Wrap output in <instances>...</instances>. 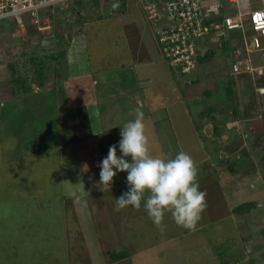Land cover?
Listing matches in <instances>:
<instances>
[{
	"label": "rangeland",
	"instance_id": "1",
	"mask_svg": "<svg viewBox=\"0 0 264 264\" xmlns=\"http://www.w3.org/2000/svg\"><path fill=\"white\" fill-rule=\"evenodd\" d=\"M74 1L72 4H60L42 10L39 15L40 24L37 25L40 30L33 26L29 18L23 27L15 22L0 23V79L7 83L0 89L2 101L10 100L7 95L13 94L17 84L23 83L22 87L25 88L26 83H29L30 89L22 90L25 92V96L20 97L22 104L34 108L39 101L47 109H43L38 116L33 130V134L37 131L44 132V146L36 151L40 153L32 152V162L31 158L26 157L20 161V165L15 164L20 146L36 140L21 139L18 150L6 163L9 173H15V179L8 188L0 187V264H264V114L262 116L253 106V81L236 77L242 96L239 107L241 106L243 113L245 107H250L252 114L249 116L250 122L246 123L255 125L247 128L249 139L240 134L236 137L239 139L237 145H233L237 130H224L228 127L220 128V133L225 134L226 140L221 139L218 133L217 136L208 135L211 130L205 125L209 122L219 124V119L221 121L223 118L218 110L219 105H214L211 115L203 118L202 115L209 107L204 102L199 103L206 110L196 115L198 112H192V106L187 105V97H190L187 91L191 90L184 88L183 80L164 65H161L165 68L158 75L162 83H154L153 89H146L145 95L141 87H135L132 78L127 76L128 71L123 72L119 65L124 61L128 62L130 58L124 32H141L139 28L145 27L148 35L153 30L144 12V2ZM257 7H261L260 3L252 8ZM135 21L140 24L139 27L132 25ZM83 29L87 36L82 32ZM36 30L41 31L40 34L34 33ZM78 32L82 33L77 34ZM42 34L46 37L55 35V38L59 34L66 46L70 37L77 34L80 39L78 43L82 45L80 47L88 42L93 52L100 50L101 55L95 54L98 62L104 58L111 60L113 67L109 74L114 79L100 85L111 87L112 92L110 97L106 94L109 99L105 100L108 101L103 100L104 111L100 114L92 112V127L95 125L93 131H97L93 132L94 137H90V130L83 128L86 122L83 116L79 120L77 116L73 117L74 123L77 120L82 127H75L67 122L61 125V113L52 108V104H57L55 93H47L40 98L29 96L35 95V91L49 90L39 86L33 72L24 71L26 67L19 68L24 59H27V50L33 51L31 58L36 54L35 51L37 54L42 51L37 46L41 44ZM246 34L250 35L247 25ZM54 41L53 39L49 45ZM219 41L222 45L225 42L241 44L242 32H229L225 37H220ZM20 43H23V47ZM232 49L231 47L229 55ZM89 53L90 50L81 62L83 65L92 63L94 66ZM223 55L221 49L211 51L206 59L210 62L199 64L191 74L194 83L202 85V90L216 88L218 85V89L223 90L229 79L228 69L232 63L229 55L228 62H225ZM98 62L96 66L100 67ZM34 69L40 74L47 72L41 68L40 62L34 65ZM171 76L174 77L173 81ZM49 87L50 90L54 89L53 85ZM149 92H155L158 96L155 101L161 103L159 110L152 114L142 103L143 99L148 103L143 96H147ZM130 97L137 103H142L145 116L149 115L145 117V124L153 155L174 158L181 151L193 155L199 169L200 190L207 194V207L194 231L178 226L170 213L164 218L166 229L159 231L148 217L143 204L139 210L129 206L117 211L116 199L128 190L126 172L117 173L111 187L93 186L99 181L100 168L97 165L107 156L111 145H118L121 127L133 118L126 106L121 109L117 106L126 105V100ZM114 98L116 105L111 107ZM62 100L60 96L58 101L63 102ZM179 101L185 103L188 115L182 112ZM210 101L209 104H213ZM150 103L154 104L153 101ZM173 106L176 111L171 109ZM111 117L114 124L104 129V124L109 125L110 121H107ZM159 118L162 119L159 121L160 126L156 125ZM236 129L239 130V127ZM11 130L13 131H6L7 134L17 133V130ZM243 139L245 143L240 142ZM243 144L248 150L244 149ZM222 148L228 156L241 158L236 162L234 174L226 171L229 163L224 162L221 167L216 157H210L214 153L218 159L221 154L218 150ZM43 149L44 154L41 153ZM117 155H122L119 148ZM204 156L208 157L205 161ZM222 159L218 160L222 162ZM242 164H247L246 168H241ZM84 165H87V169H84ZM217 169H223L220 171L224 173H218ZM81 180L86 192L81 191L77 185ZM221 193L227 196L225 202ZM25 194L27 200L24 202ZM248 203H251L250 213L241 216L247 212L246 208L240 211L243 213H238V210L234 212L236 206ZM108 251H126L130 256L119 263H113L106 254ZM257 253H260L258 257Z\"/></svg>",
	"mask_w": 264,
	"mask_h": 264
},
{
	"label": "crops",
	"instance_id": "2",
	"mask_svg": "<svg viewBox=\"0 0 264 264\" xmlns=\"http://www.w3.org/2000/svg\"><path fill=\"white\" fill-rule=\"evenodd\" d=\"M132 25L137 26V27L140 26V24L137 21L132 23ZM144 28L145 27L139 28V30H142L141 32H139L138 30H135L130 33L124 32V34L126 35L125 42L127 45L130 58L128 59V62L124 61L123 64H119V65L121 66V68H123V72L128 71L127 76L129 78H132V82L135 85V87L136 86L141 87V90L146 95V92H145L146 89L147 90L153 89L154 83H162V80L159 78L158 75L160 71L165 67L161 65L166 66L167 69H170V67L167 64V62L164 60L160 47H157L158 43H157V39L155 38L156 35H154L155 34L154 27L152 26L153 30H151V32L154 34L149 32L148 35L146 34V29ZM82 32L86 34L84 29ZM82 32H78L77 34H80ZM77 34H74L72 37H70L67 46L64 44V39H61V37L60 39L55 40L54 43H52L51 45L43 43L41 41V44L37 46L42 51L41 52L39 51V54H37V51H35L36 54L32 56L33 58H31L30 54H32L33 51L30 52L27 50L26 52L27 59L26 58L24 59L22 65L19 68L24 69V67H26L24 71L33 72L36 75V81L41 88L44 87L45 89L46 88L49 89V90H46L47 92H44V89L41 91H35V95H29V96L31 97L36 96V98H40L42 96L44 97V94H47V93L54 94L55 93L54 95L57 96V104L56 103L52 104L53 105L52 108L54 110H58L61 113L62 115L61 125H64L67 122L69 125H74L75 127L77 126L82 127L80 123H77L78 122L77 120H79V118L83 116L87 122H89L90 120V122L86 123L83 128L90 130L92 133L90 134L91 135L90 137H94L93 132H97V131L96 130L93 131L94 129L93 127L95 125L92 127V120H93L92 112H97L98 114H100L102 111H104L102 108L103 100L109 99V97L111 96V92H112L110 89L111 87H107L105 85L102 86L100 84L102 82L108 83V81L114 79V77L110 76L109 74L112 72L113 66L110 63L111 60L109 59L104 58L103 60L101 59L98 62V58L95 56V54L98 53L99 55H101L100 54L101 52H99L100 51L99 49L96 50V52H93L92 48L90 47V43L87 42V44L84 45V47H80L82 45L78 43L80 39ZM97 36H99V33ZM226 44L227 42H225L224 45L220 43H216V44L202 43L201 48H200L201 57H209L211 54V51H218L221 49L222 53L224 54L223 57H224L225 62H228V57H227V55H229L228 52L231 47L233 48L229 55L232 58L231 59L232 63L231 65H229V69H228L229 79L226 82L225 86L223 87V90L218 89L219 85L216 88L211 87L210 89L202 90V85L201 84L199 85L197 83L195 84L193 81L194 78L191 75L183 76L179 73H176V72L174 73L173 71V73L177 76V78H179L180 80H183V82L181 81L183 83V87L189 88L191 90L190 92L187 91V93L190 94V97H187V105L192 106V112L193 110L198 112L196 115H200L206 110V109L203 110V106L199 104L202 102L205 103L207 108L210 106H214L216 104L219 105L220 108L230 107L231 102L229 100V96L227 95V90L230 88V84L232 82L237 85V87L235 88L237 98L235 99L237 102H239L242 96L240 95V90L238 89L236 77L246 78L249 81H253L256 93L258 94L257 87L260 85V83H257V82L260 81L261 76H259L258 74H252V73H249L245 76H241L240 74H235L232 71V65L236 61L237 48L239 47V44H229V46H231L230 48H228ZM20 45L23 47V43H20ZM49 47L51 49L57 50L58 53L64 52L63 56L60 57L59 60H53L52 58L45 56V54L43 53ZM226 49H227V52H226ZM88 50H90L89 56L91 57V60L94 62V66L92 65V63H85L83 65L81 62V59H83L87 55ZM37 55H39V58H37ZM254 60L257 64L258 63L263 64V59L260 57H257V55L254 57ZM39 62H40L41 68L44 71L47 70V72H43V74H40L38 73L37 70L34 69V65ZM97 62L98 64H100V67L96 66ZM209 62H210L209 60H206L203 63H199V64L205 65L206 63H209ZM32 64L34 65L32 66ZM145 71H147V73ZM136 72L140 74L137 75ZM257 75L258 77H256ZM22 79H19V81L21 80L22 82H24L23 81L24 79L23 80ZM48 80H52V81L48 82ZM171 80L172 81L174 80L173 76H171ZM93 82L95 83V85H92ZM22 84L23 83H21V85L17 84L16 89L15 90L13 89L12 91L13 94L7 95V96H10L9 101L7 100L3 102L1 99V94H0V187L3 186V187L8 188L10 185V182H14L15 173H9L8 166H6V163L7 161L11 160L12 155L18 150V147L20 146V142L22 141L21 139L27 140L30 138V139H36V140H32L31 142L28 141L29 143H26L25 145L23 144L20 146L21 147L19 151L20 154L17 155L16 153L17 159L14 162L17 165H20V161L22 159H25L26 157L31 158V162H32V152H36L38 151V149H42V147L44 146V142H43L44 132L37 131L36 134H33L34 132L33 130H35V127H36L35 126L36 119L38 118V116L42 114L44 110H47V109L43 107L39 101L35 103L34 108L31 105L22 104V99L20 97L25 96V92L23 91L30 89L29 83H26L27 86L25 88L22 87L23 86ZM5 85H7V83L0 79V89H2V87ZM32 85L34 86V84ZM50 85H53L54 89L50 90V87H49ZM133 90L135 92L134 94H136L135 89ZM122 91L123 90H121L119 93L120 96L122 95ZM221 92H223V94ZM106 94H108L109 97ZM60 96L63 98L62 100L63 102L58 101V99H60ZM144 97L147 98L148 103L146 102L145 99H143L144 102L142 101V103L148 107L147 110L149 111V113L152 114L156 110H159V108L161 107V103H159V101H155L156 99H158L157 98L158 96L155 92H149V94L147 96H143V98ZM127 99H128V102L126 105H117V106L119 109H121L122 106H126L127 112L133 116V118L130 119L129 121L135 118L134 110H140L141 112H143L144 117L146 118L149 117V115L145 116L146 114L143 111L142 103H137L135 100H133L132 97L127 98ZM210 100H212L213 104H209L211 102ZM105 101H108V100H105ZM151 101H153L154 104L150 103ZM179 102H181L180 107H182L183 109V111L182 110L181 111L185 113L186 115H188L189 112H188V109L185 103H183L182 101H179ZM111 103L113 104V105L111 104L112 105L111 107L116 105L115 98L112 99ZM7 105L11 106L13 109H9ZM175 108L176 107L173 106V108L171 109L173 111H176ZM220 108H218L219 111H220ZM239 109L242 110L241 106ZM74 115L77 116V120L75 123H74V118H73ZM112 119L113 117H111V119L109 118V120L107 121V122L110 121L109 125L104 124V122H101L102 124H104L103 126L104 129L114 124ZM161 120L162 119L160 118L157 119L156 125L160 126L159 121ZM225 122H230V120L227 119V116H223L221 121L219 119L218 128L216 127V125L218 124H215V122L214 124L212 122L207 123L208 125H205V127H207L208 130H211V132L208 135L217 136L216 133H218V136L221 139L226 140L227 137H224L223 135L220 134V128L225 127L223 126ZM246 125L247 124H245L244 122L239 121V122H236L234 125H232L233 127H230V129L234 131L237 130L239 135H240V131H242L244 132L245 136L249 137L248 132H247L248 131L247 128L249 127ZM237 126L239 127V130L236 129ZM11 129L17 130V133L14 134L13 132H11L7 134L6 131H13ZM227 129L228 128H225L224 130H227ZM244 141L240 140V142H243V143ZM243 146L245 145L243 144ZM212 150L214 151V149ZM218 151L224 154L225 149L223 151L219 149ZM41 153L44 154V149L41 151ZM190 155L191 157L193 156L191 153ZM39 156H36V157H39ZM210 157L211 158L216 157V160L219 163V164L218 163L216 164H218L221 167L224 166V163H222L221 160H218V159H222L221 155L218 156V159H217V156L214 153H211ZM207 158L208 157L204 156L203 161H205ZM237 158L238 160L241 159L240 157L236 156V159ZM3 170L5 172H3ZM221 197H224V202H225L227 199V196H224L221 193ZM23 198H24L23 201L25 202L27 200L26 194L25 196H23ZM250 211L251 210H248L245 214H242L241 216H244L250 213ZM24 212L26 211L24 210ZM246 240H248V238ZM252 248H254V245ZM259 254L260 253H257V257Z\"/></svg>",
	"mask_w": 264,
	"mask_h": 264
},
{
	"label": "built area",
	"instance_id": "3",
	"mask_svg": "<svg viewBox=\"0 0 264 264\" xmlns=\"http://www.w3.org/2000/svg\"><path fill=\"white\" fill-rule=\"evenodd\" d=\"M70 0H0V22L8 19L24 26L30 18L39 25L45 8ZM148 20L154 27L163 57L183 74H192L198 66L200 44L217 43L231 31H241L244 49L232 66L235 74L249 72L264 78V0H142ZM216 1V2H214ZM261 7L252 8L253 5ZM229 8V10L227 9ZM246 25L250 35L246 34ZM238 49V53H241ZM263 59L256 63L254 57ZM264 95V84L257 87Z\"/></svg>",
	"mask_w": 264,
	"mask_h": 264
},
{
	"label": "clouds",
	"instance_id": "4",
	"mask_svg": "<svg viewBox=\"0 0 264 264\" xmlns=\"http://www.w3.org/2000/svg\"><path fill=\"white\" fill-rule=\"evenodd\" d=\"M73 2L75 1L70 0L61 4H72ZM5 21L15 22L14 19ZM33 26L40 30L37 24H33ZM54 36H45L42 42L50 44ZM202 43L213 44L209 39ZM229 44L237 43H227V46ZM241 48V53H238V49L241 50ZM243 55L244 49L239 44L236 60L243 57ZM200 57L201 55L198 57V65L201 63ZM167 64L169 65L168 62ZM169 67L174 73L183 76L191 75L183 74L179 68H173L170 65ZM134 112L135 118L121 127V139L118 145H111L107 156L97 165L100 168L99 181L93 186L111 187L117 173L126 172L128 190L116 199L117 211L129 206L139 210L143 204L148 217L159 231L163 232L166 229L164 218L169 213L178 226L194 231L207 207V194L200 190L198 182L199 169L196 162L190 154L183 151L179 152L174 158L153 155L144 114L140 110H134ZM228 129L230 128L228 127ZM220 134L225 135L224 133ZM245 138L248 140V136H245ZM117 148H119L122 155H117ZM223 150L222 148L221 151ZM220 155L222 156V153ZM84 169H87V165H84ZM77 185H79L81 191L86 192L83 180Z\"/></svg>",
	"mask_w": 264,
	"mask_h": 264
},
{
	"label": "trees",
	"instance_id": "5",
	"mask_svg": "<svg viewBox=\"0 0 264 264\" xmlns=\"http://www.w3.org/2000/svg\"><path fill=\"white\" fill-rule=\"evenodd\" d=\"M151 26H153V25L151 24ZM34 33L40 34V31L36 30ZM40 38L43 39V38H45V36L42 34V36H40ZM53 39L54 40L60 39L59 34H57L56 38L54 36ZM44 54H45V56H47L49 58H52L53 60H59V58L63 56L64 52H59L58 53L57 50L50 48V49H48V52L45 51ZM37 58H38V56H37ZM207 58H209V57H207ZM207 58L200 57V62L203 63ZM247 74H249V73H242L241 76H245ZM257 83H260V85L264 84V78L261 77L260 81H258ZM253 86H254V84H253ZM236 87H237V85L235 83L232 82L230 84V88L227 90V95L229 96V100L231 102L230 103L231 105L228 108L222 107L221 110H220V113H222L223 116H227V119L230 120V122H225L223 125H225V127H233L232 125L235 124V122L242 121L245 124H247L246 126H248V127L250 126L252 128V127L255 126L254 123H246V122H250L249 116L252 114V111H251L250 107H245L244 108V110H245L244 113H243V110L239 109L240 108L239 107L240 103L237 102L236 99H235V98H237L236 97V91H235ZM253 97H254L253 101L255 102L253 104V106H254L255 110L258 109L259 113L261 112L262 116H263V114H264V103L263 102L264 101L262 99H264V95H258L256 93L255 86H254V89H253ZM260 97H261V100H259ZM127 102H128V99L126 100V103ZM213 111H214V107L210 106L208 108V110L202 115L203 118L209 117L211 115V112H213ZM86 123H88V122L86 121L84 124H86ZM218 125H216V127ZM225 127H223V128H225ZM240 134H244V132L240 131ZM238 136H240V135L237 134L235 136V138L233 139V145H237L239 139L236 138V137H238ZM248 139H249V137H248ZM222 158H223L222 159V163H224V162L229 163V165H226L227 166L226 167V171L227 172L229 171L230 174H234V172H236L235 166H236V162H238V158L236 159V156H228L226 150H225L224 154H222ZM246 165L247 164H242L241 168L242 167L246 168ZM251 167H254V165H251ZM220 170L221 169H217L218 173H224V172H222ZM224 170H225V168H224ZM250 204L251 203L240 205V206H238V207H236L234 209V212L236 210H238L239 211L238 213H243V212H240V211H242L244 208H246V210L248 211L250 209ZM106 254H107V256L110 257V259L112 260L113 263H119V262H121L123 260H126L130 256L129 253L126 252V251H124V252L108 251Z\"/></svg>",
	"mask_w": 264,
	"mask_h": 264
}]
</instances>
